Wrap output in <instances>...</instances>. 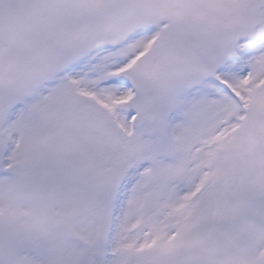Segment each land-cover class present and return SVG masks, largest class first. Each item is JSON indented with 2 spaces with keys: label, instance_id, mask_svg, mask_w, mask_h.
I'll return each instance as SVG.
<instances>
[{
  "label": "snow or ice",
  "instance_id": "snow-or-ice-1",
  "mask_svg": "<svg viewBox=\"0 0 264 264\" xmlns=\"http://www.w3.org/2000/svg\"><path fill=\"white\" fill-rule=\"evenodd\" d=\"M0 264H264V0H0Z\"/></svg>",
  "mask_w": 264,
  "mask_h": 264
}]
</instances>
